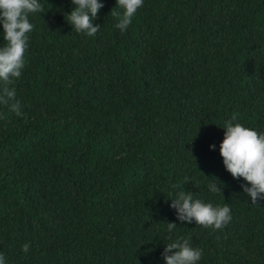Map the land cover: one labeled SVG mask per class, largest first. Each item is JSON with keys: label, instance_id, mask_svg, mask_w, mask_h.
<instances>
[{"label": "trees", "instance_id": "1", "mask_svg": "<svg viewBox=\"0 0 264 264\" xmlns=\"http://www.w3.org/2000/svg\"><path fill=\"white\" fill-rule=\"evenodd\" d=\"M39 2L11 86L21 115L0 104L6 264H165L181 237L198 264H264V200L252 205L219 151L233 115L264 133V0H144L123 34L117 0H99L92 37L67 23L71 0ZM181 190L232 220H177Z\"/></svg>", "mask_w": 264, "mask_h": 264}, {"label": "clouds", "instance_id": "2", "mask_svg": "<svg viewBox=\"0 0 264 264\" xmlns=\"http://www.w3.org/2000/svg\"><path fill=\"white\" fill-rule=\"evenodd\" d=\"M75 6L66 15L67 23L74 26V31L84 33L92 37L99 30L100 25L94 24L98 13L104 7L99 0H71ZM144 0H117L116 7L111 10L113 17H118L115 27L123 34L131 25L138 9L142 8ZM122 9L117 12L114 9ZM43 8L39 0H0V25L3 28V46H0V104L8 105L17 116L21 115L20 102L16 99V89L11 87L22 76V70L26 66L25 53L28 48V34L34 25L29 21V14L42 12ZM70 22V23H69ZM233 115L225 122L223 129L224 139L219 146L220 156L224 167L234 179L243 178L246 184H242L243 191L251 198V203L257 206L264 200V133L245 127ZM211 150L215 145L209 146ZM209 184V191L222 195V185ZM179 187L173 185V188ZM171 208L176 210V218L181 222L192 223L203 228L220 230L231 220V209L224 206L214 207L211 203H205L195 199L192 192L181 190L171 199ZM177 225L167 223L168 232L171 233ZM30 244H24L22 251L27 253ZM165 264H198L202 258V250L191 245L190 237H181L176 241L165 245L162 252ZM0 264H6V258L0 253Z\"/></svg>", "mask_w": 264, "mask_h": 264}]
</instances>
